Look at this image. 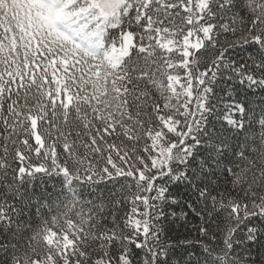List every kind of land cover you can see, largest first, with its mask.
<instances>
[{"label":"snow or ice","instance_id":"1","mask_svg":"<svg viewBox=\"0 0 264 264\" xmlns=\"http://www.w3.org/2000/svg\"><path fill=\"white\" fill-rule=\"evenodd\" d=\"M262 80L264 0H0V264H171L168 185L218 176L212 154L251 202L218 193L200 231L224 236L209 264H241L229 225L264 217ZM229 86L247 127L214 107ZM39 174L60 179L26 190Z\"/></svg>","mask_w":264,"mask_h":264},{"label":"trees","instance_id":"2","mask_svg":"<svg viewBox=\"0 0 264 264\" xmlns=\"http://www.w3.org/2000/svg\"><path fill=\"white\" fill-rule=\"evenodd\" d=\"M233 55L237 63L241 61L248 63L246 53H234ZM249 67L251 68V65ZM261 85H264V80L260 81L259 85L251 83L248 85L256 92L253 99L257 102L264 99V91L259 90ZM240 103L241 101L237 100L235 93L231 90V86H229L228 92L221 93L214 104L217 112L224 113V118L227 119L229 127L235 128L237 123H243L247 127L249 120L252 119V113L246 111L247 106L241 108ZM252 107H257V104H253ZM216 134L222 136L228 142L226 146L229 153L244 151L247 147L243 134L236 131H220ZM212 155L215 158L210 163L216 164V168H205V171H215L218 176L205 177L201 171L193 168L192 171L195 173V178L190 174L188 179L180 181V186H174L175 181L168 185L170 191L169 206H164L165 214L168 218L167 220H162L157 227L161 229L160 246L166 249L169 255L172 256L171 264H177L178 261L179 264H209L211 260L215 259L217 257L215 250L221 247L219 240L224 239V236L222 234L221 237L217 238L210 234L206 237L200 231V228L205 223L204 213L207 212L208 217L211 218L212 213L208 209L210 205H215L218 193L220 197H223L228 191L234 190L241 200H244L248 196L246 190L242 191L239 188H231L224 176L225 167L229 168V175H231L235 165L241 162L237 160L234 164H228L227 161L220 160L218 155ZM58 179L60 178L50 179L43 174L36 175L32 177L31 183H26V190L46 189L51 191ZM202 179L206 181L204 186L200 184ZM58 187L59 185H57ZM118 187L119 185H117V190H119ZM205 188L211 193L207 201L204 199ZM24 190L25 188H21V191ZM92 191L95 192V189H92ZM0 195L3 194L0 193ZM8 198L12 199L11 197ZM86 198L91 197L86 196ZM248 202H251L250 196H248ZM253 225L259 227L261 232L264 233V217L257 216L250 220L242 219L235 229L229 225V231L236 232V235L231 237L235 245L234 251L236 255L234 258H240L241 264H264V247H261L259 242L250 243L247 239L250 235L248 228ZM216 230L214 226L213 232ZM209 240L211 243H209ZM175 253H180L181 255L176 256L174 255ZM160 259L163 260L164 257L161 256Z\"/></svg>","mask_w":264,"mask_h":264}]
</instances>
